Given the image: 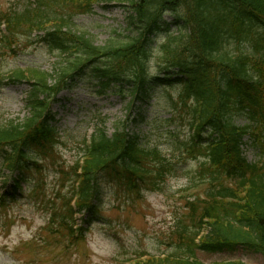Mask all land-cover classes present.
Listing matches in <instances>:
<instances>
[{
	"label": "trees",
	"instance_id": "1",
	"mask_svg": "<svg viewBox=\"0 0 264 264\" xmlns=\"http://www.w3.org/2000/svg\"><path fill=\"white\" fill-rule=\"evenodd\" d=\"M32 1L26 0L20 11L0 13L7 31H0V49L9 55L12 46L41 33V43L56 51L60 61L52 74L36 68L0 72V87L23 82L29 86L27 116L0 124V165L16 174L13 193L0 195V214L15 202L16 192L22 194L20 185L29 181L27 176L34 172L41 177L43 163L55 158L61 139L51 123V105L87 69L99 94L130 97L128 113L152 98L158 86L177 87L176 99L167 100V123L183 121L188 136L179 140L175 129L171 131L179 154L174 162L157 146L143 145L129 133V119L116 121L109 136L98 128L84 141L70 171L61 172L72 185L59 195L60 206H48L43 231L71 245L82 240L84 229L78 230L79 237L73 236V215L84 212L89 220L99 212L101 177L140 198L144 190L159 191L179 164L201 159L196 179L202 196L186 200L185 219L174 231V249L163 258L148 257L135 264H204L197 252L236 248L261 254L264 264V0ZM114 1L126 6V35L114 31L104 45L96 46L72 30L74 16L90 14L97 3ZM166 14L179 26L176 35L164 24ZM164 26L157 45L156 35ZM152 52L155 75L147 66ZM237 117L244 120L242 126L235 124ZM245 138L257 149V162L243 155Z\"/></svg>",
	"mask_w": 264,
	"mask_h": 264
},
{
	"label": "rangeland",
	"instance_id": "2",
	"mask_svg": "<svg viewBox=\"0 0 264 264\" xmlns=\"http://www.w3.org/2000/svg\"><path fill=\"white\" fill-rule=\"evenodd\" d=\"M25 7L24 0H0V11ZM124 7L120 1L97 4L92 13L72 19V30L85 34L94 45L102 46L114 31L127 34ZM163 21L170 25L172 32L177 30L171 15L166 14ZM164 29L165 26L157 34L158 42ZM30 42L32 44L25 43L14 57L0 55L3 73L28 68L53 73L58 63L57 54L52 53L47 44H39L34 36ZM147 66L149 73H156L153 53ZM97 89L85 69L52 104V125L56 127L61 142L55 149V158L43 164L42 176L29 174L27 177L31 182L21 185L22 196L16 194L17 201L0 214V264H131L143 262L146 257L167 255L174 249V231L178 221L185 219L186 200L202 196V191L196 187L199 185L196 177L200 161L188 160L181 164L176 173L160 185L159 191H144L139 199L101 177L98 214L89 222L87 215L77 216L76 225L87 229L81 242L71 245L64 239H55V234L47 235L43 231L49 219L48 206H60L58 197L70 186L61 172L70 171L84 140L96 129L103 127L109 136L116 121L129 119V133L137 135L143 145L157 146L169 157L178 155L171 144L174 140L171 131L175 129L179 140L187 139L188 131L183 121L175 120L169 123L172 126H168L171 108L168 96L162 90L159 89L146 102H138L137 108L128 113L129 97L125 95L123 100L114 94L102 96ZM28 90L26 84L0 89V124L20 121L27 116L24 101ZM174 90H168V93L174 94ZM183 119L185 121V117ZM234 122L237 126L244 124L240 117ZM243 153L248 162L260 160L257 149L247 138L244 139ZM36 177L39 185L33 187ZM4 179L11 177L4 172L0 175V184ZM10 185L8 180L5 189L10 191ZM196 258L204 264L222 261L263 264L261 255L240 248L213 254L197 252Z\"/></svg>",
	"mask_w": 264,
	"mask_h": 264
}]
</instances>
